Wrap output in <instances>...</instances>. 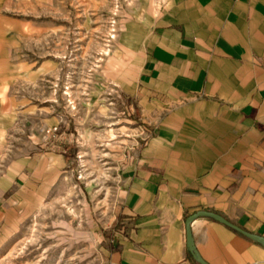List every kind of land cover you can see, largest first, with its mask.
Segmentation results:
<instances>
[{
  "label": "crops",
  "instance_id": "crops-1",
  "mask_svg": "<svg viewBox=\"0 0 264 264\" xmlns=\"http://www.w3.org/2000/svg\"><path fill=\"white\" fill-rule=\"evenodd\" d=\"M4 2L0 144L28 108L19 86L40 74L24 51L37 24ZM120 18L98 77L136 109L141 144L118 177L111 224L123 227L109 264H201L194 253L264 264V0H135ZM42 148L41 160L22 154L0 172L1 231L17 234L58 183L62 150ZM198 211L246 234L200 216L192 250Z\"/></svg>",
  "mask_w": 264,
  "mask_h": 264
},
{
  "label": "rangeland",
  "instance_id": "rangeland-1",
  "mask_svg": "<svg viewBox=\"0 0 264 264\" xmlns=\"http://www.w3.org/2000/svg\"><path fill=\"white\" fill-rule=\"evenodd\" d=\"M133 1L3 3L18 19L37 24V37L24 51L40 74L18 88L28 108L0 144V172L17 156L37 157L46 143L60 147L65 166L17 234L0 230V264H109L118 177L141 135L136 109L102 82L98 71L116 38L120 14Z\"/></svg>",
  "mask_w": 264,
  "mask_h": 264
},
{
  "label": "water",
  "instance_id": "water-1",
  "mask_svg": "<svg viewBox=\"0 0 264 264\" xmlns=\"http://www.w3.org/2000/svg\"><path fill=\"white\" fill-rule=\"evenodd\" d=\"M200 216H207V217H210V218H214L216 220H218L219 222L223 223L224 225L228 226V227H231L233 228L234 230L238 231L239 233L241 234H246L245 231H243L240 227L232 224L231 222H228L224 217H222L221 215L217 214V213H210V212H206V211H198L197 214L193 215L192 217H190L187 221V227H188V230H187V238H188V243H190V248L192 250H194V244L192 242V228L190 227V223L191 221L195 220V219H198V217ZM194 256L197 257V260L199 263L201 264H208L207 262H205L203 260L202 257H199L198 254L194 253Z\"/></svg>",
  "mask_w": 264,
  "mask_h": 264
},
{
  "label": "trees",
  "instance_id": "trees-1",
  "mask_svg": "<svg viewBox=\"0 0 264 264\" xmlns=\"http://www.w3.org/2000/svg\"><path fill=\"white\" fill-rule=\"evenodd\" d=\"M118 231H120L119 229H118V225L117 224H113L112 226H111V228H110V232L111 233H114V232H118ZM107 232V231H106Z\"/></svg>",
  "mask_w": 264,
  "mask_h": 264
}]
</instances>
